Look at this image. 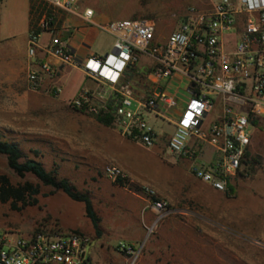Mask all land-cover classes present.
Wrapping results in <instances>:
<instances>
[{"label": "rangeland", "instance_id": "obj_1", "mask_svg": "<svg viewBox=\"0 0 264 264\" xmlns=\"http://www.w3.org/2000/svg\"><path fill=\"white\" fill-rule=\"evenodd\" d=\"M172 1L119 0L120 5L112 13L118 20H127L123 10L154 20V39L163 41L174 29L163 22L175 11L165 8ZM213 1L206 0L205 5H212ZM96 3L101 6L99 1ZM197 3L203 4L201 0ZM183 11L182 15L174 12V20L180 21L185 8ZM151 66V61L142 55L127 70L124 79L131 82L139 74L141 83ZM3 69L0 68V76L4 78L0 80V140L17 144L27 157L41 161L48 171L55 169L59 178L68 179L76 190L93 197L100 235H96L85 216L81 202L43 185L30 174L18 176L1 154L0 229L29 233L43 227L60 234L82 232L91 239L88 247L91 264H129L130 257L118 250L122 242L136 250L134 264H264V133L253 132L245 174L233 179L235 193L227 196L191 171L192 164L199 165L209 156L216 159L217 154L210 147L205 146L202 155L193 162L167 151L166 142L172 130L167 121L148 116L156 132L164 131L165 136L155 147H146L121 135L112 122L109 126L97 122V114L76 110L70 104L71 99L62 101L60 96L70 95L79 83L80 70L72 69L61 83L65 94L54 96L45 83L36 90L29 87L27 68L17 74L16 67L11 72ZM86 83L80 81V85ZM188 84V79L178 73L160 81L165 95L177 100V108L183 107L187 100ZM164 117L174 120L175 111H166ZM127 149L132 153H123ZM110 154L139 175V181L125 169L131 181L126 187L104 178L102 168ZM139 159H147L150 166L141 169L136 163ZM174 164L187 170L190 177L179 179ZM26 184L35 187L37 193L31 194ZM143 185L153 188L159 198L169 203L168 212L158 219L156 212L144 208L146 196L140 191ZM16 190H21L20 197ZM129 190L143 198L140 234L135 241L126 239L132 236L133 226L137 228L127 195Z\"/></svg>", "mask_w": 264, "mask_h": 264}, {"label": "built area", "instance_id": "obj_2", "mask_svg": "<svg viewBox=\"0 0 264 264\" xmlns=\"http://www.w3.org/2000/svg\"><path fill=\"white\" fill-rule=\"evenodd\" d=\"M42 1L49 12L40 16L27 38L29 87L36 90L46 82L47 91L58 96L62 69L80 70L107 90L98 95L82 90L71 99L72 107L111 115L121 135L146 147L155 145L158 138L148 116L167 121L173 126L167 151L193 162L205 146L210 147L216 159L209 156L199 165L192 164L191 171L214 190L232 196V180L245 174L248 165L253 132L264 133V0H214L206 9L187 7L177 28L163 41L154 39L155 22L150 18L97 24L92 21L93 10L85 8L84 20L110 34L113 48L84 58L60 37L54 18L55 12L71 11L79 0ZM42 32L49 34L44 46L39 41ZM142 55L152 64L145 73L150 90L138 96L123 75ZM48 56L56 63L48 62ZM176 73L189 81L181 108L160 85ZM218 102L220 108L215 111ZM169 110L175 111L174 120L164 117ZM102 174L124 187L131 183L113 162L103 166ZM140 191L146 196L145 208L156 212L157 219L168 212L169 203L153 188L143 185ZM90 243L82 232L0 229V264H91ZM118 250L130 257L129 264L135 263L137 252L132 245L122 242Z\"/></svg>", "mask_w": 264, "mask_h": 264}, {"label": "crops", "instance_id": "obj_3", "mask_svg": "<svg viewBox=\"0 0 264 264\" xmlns=\"http://www.w3.org/2000/svg\"><path fill=\"white\" fill-rule=\"evenodd\" d=\"M96 1L97 2L99 1V4L101 3L100 4L101 6H99L98 3H96ZM201 1L203 4L197 3V0H173L170 4L167 3L166 4L167 6H165V8L174 9L175 11L174 10L173 11L176 12V14L179 13L182 15L184 13L183 11L184 8L186 11L187 7L192 6L201 10L211 7V4L205 5L206 0H201ZM119 5H120L119 0L117 1V3L108 2L106 0H95V2H91L89 0H79L77 4L71 8V11L55 12L54 18L56 21L55 22L56 30L58 31L60 37L66 38L68 40L70 46L77 52V54L80 57L84 58L91 54L103 55L107 52H110L109 49L112 50L113 38L110 34L100 30L96 25H92L86 22L83 18V10L85 8H91L93 10L92 21L97 24H101L108 22L110 20H115L114 14L112 12L115 11V9L118 8ZM44 6L45 3L42 0H0V68H5L3 70L11 72L14 71L16 67V74H17V73H21L22 71H24V69L28 67L29 58L27 54V38H28L29 30L31 28L30 23L35 24L37 22V19L40 18V16L44 12L47 13L49 12L47 6L45 7ZM108 10L110 11L109 13H107ZM123 11H124V18L126 19L143 17V16H139L140 14L134 11H129V10L128 11L123 10ZM173 13L171 14V16L166 17L163 20V22L167 27H169V29L174 28L173 30H175L178 26L179 19L174 20L175 18L174 16L176 14L173 15ZM43 35H45L46 37L45 39H43ZM48 39H49V34L47 32H42L40 34L39 41L42 46L46 44ZM102 41H104L103 44ZM38 55H41V53L38 52ZM46 60L51 64L56 63V60L49 56L46 57ZM72 69L73 68L71 67H65L62 69L61 75L59 77L60 83L63 84L64 77L69 75ZM128 69L125 70L124 74H126ZM139 76H140L139 74H137V76L135 75L134 80L132 79L131 83L134 87L135 93L138 96H144L149 92L150 85L147 83L145 75L144 78H142L144 81L138 83ZM2 79L4 78L0 76V80ZM81 80L87 81L86 85H80ZM80 81L75 85L70 95L68 96L61 95L60 99L64 102L65 101L67 102L70 99L76 97L82 90H89L94 95L101 94L103 93V91L107 90V87L104 84L96 80H93L91 78H88L82 72H81ZM65 92L66 91L64 89V92L62 93L65 94ZM219 108H220V104L218 102L216 103L215 111H218ZM170 125L172 126V124ZM164 136L165 133L160 132L158 134L156 143H158V141H160V139L163 138ZM156 143L151 147H155ZM154 149L155 148H153V150ZM123 153H126L127 155L128 153H132V150L127 149L124 150ZM107 160L108 162H113L122 169H125L130 174V176L133 177L135 181H139L138 178L139 175L138 176L135 175L133 173V170H131L129 166L124 165L119 157L115 156L114 154H110ZM136 163L137 166H139L141 169L148 168L150 166V163L149 161H147V159L136 160ZM174 166H175L174 168H176L175 170H177V176L179 179L182 180L184 178L190 177L189 172L185 170L182 166H177L175 164ZM103 177L105 178L104 175ZM231 187L234 191L235 186L233 180ZM127 195L129 198V202L132 204L134 209V213H135L134 217L137 224V228L133 226L132 236L127 237L126 239L130 241H135L138 238L137 235L140 234L139 219H140V209L143 198L142 195L130 190L128 191ZM90 198L94 207L95 201L93 197ZM115 201L118 202V197L115 198Z\"/></svg>", "mask_w": 264, "mask_h": 264}, {"label": "trees", "instance_id": "obj_4", "mask_svg": "<svg viewBox=\"0 0 264 264\" xmlns=\"http://www.w3.org/2000/svg\"><path fill=\"white\" fill-rule=\"evenodd\" d=\"M34 25L35 24L30 23V27ZM95 119L97 122L106 126H109L112 122V117L109 114H97ZM0 154L5 156L7 166L18 176L24 177L26 174H30L43 185L49 186L53 190H60L71 200L81 202L84 206L85 216L90 220L96 235H100L99 217L96 214L91 198L87 193L76 190L68 179L59 178L55 169L48 171L45 169L41 161L27 157L15 143L0 140ZM25 188L30 189L31 194L37 193V189L30 184H26ZM16 195L20 197L21 190H16Z\"/></svg>", "mask_w": 264, "mask_h": 264}]
</instances>
